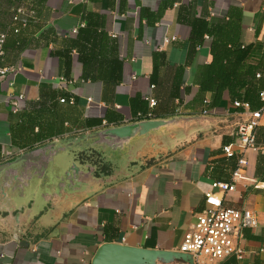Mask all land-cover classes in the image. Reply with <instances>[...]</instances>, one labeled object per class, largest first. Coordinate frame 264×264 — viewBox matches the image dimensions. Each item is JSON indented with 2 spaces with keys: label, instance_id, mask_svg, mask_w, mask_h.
Instances as JSON below:
<instances>
[{
  "label": "crops",
  "instance_id": "obj_1",
  "mask_svg": "<svg viewBox=\"0 0 264 264\" xmlns=\"http://www.w3.org/2000/svg\"><path fill=\"white\" fill-rule=\"evenodd\" d=\"M90 12L104 15V29L116 38V52L124 58L123 80L110 91L100 81L81 78L75 52L71 79L59 76L54 51L71 43L68 39ZM236 13L242 47L253 46V60L264 57V0H0V32L7 36L9 59L4 66L10 67L0 79V162L31 149L12 144L11 127L49 87L64 88L79 100L73 106L79 112L77 123L73 126L67 115L62 133L52 139L135 121L130 105L134 94L156 99L154 118L207 109L209 115L228 119L212 130L176 140L159 160L131 165L66 213L33 211L32 221L26 222L29 228L17 239L0 225V264H91L105 242L177 250L204 205L205 192L216 189L214 182L235 185L224 195V205L248 208L258 218L257 227L243 230L238 264H264V123L255 131L254 146L240 143L232 131L239 111L229 92L225 90L221 104L212 107V93L201 91L196 83L199 69L211 58L210 38L205 35L193 53L189 49L193 18L216 24ZM157 53L164 57L159 58L153 86L150 75ZM178 67L184 68V82L174 97ZM9 94L24 95L19 111L7 105ZM86 119L100 122L84 128Z\"/></svg>",
  "mask_w": 264,
  "mask_h": 264
},
{
  "label": "water",
  "instance_id": "obj_2",
  "mask_svg": "<svg viewBox=\"0 0 264 264\" xmlns=\"http://www.w3.org/2000/svg\"><path fill=\"white\" fill-rule=\"evenodd\" d=\"M228 122L209 114H179L103 126L55 138L0 162V225L17 239L29 228L33 211L66 213L132 165L159 160L172 144L196 131ZM95 152L111 173L83 162ZM27 222V223H26ZM196 264L191 253L105 242L91 264Z\"/></svg>",
  "mask_w": 264,
  "mask_h": 264
},
{
  "label": "trees",
  "instance_id": "obj_3",
  "mask_svg": "<svg viewBox=\"0 0 264 264\" xmlns=\"http://www.w3.org/2000/svg\"><path fill=\"white\" fill-rule=\"evenodd\" d=\"M235 15L237 13L231 15L228 20L216 24L208 23L202 17H195L190 21L189 49L192 53L201 46L205 35L210 38L211 58L208 64L199 69L196 83L201 91L212 93L210 101L212 107L221 104L223 92L227 90L231 102L235 100L248 102L253 108H257L260 106V92L263 86L262 79L257 75L264 74V57L253 60L256 57L253 46L242 47L240 42L241 22L240 18H236ZM84 20V25L78 28L76 35L68 39L71 43L54 51L58 57L59 76L65 81L71 79L70 74L74 58L72 53L75 52L77 61L81 65V78L100 81L105 90L110 91L123 80L124 58H120L116 52V38L107 35L104 29V15L90 12L86 13ZM4 36V60L0 62V66H4L6 60H9L8 58L5 59V53L8 49L6 45L7 36ZM160 57H164V54L157 53L153 58V71L150 75L153 86H156L160 72ZM174 73L171 94L177 97L180 93V86L184 82V68L178 67ZM147 96L151 97V95L142 96L140 94H134L131 97L130 105L136 114L149 111ZM70 98H73V103L69 102ZM60 99L65 101L60 102ZM78 101L64 88L49 87L42 89L41 99L22 111L17 122L12 125V144L24 149L51 140L62 133L61 126H63L67 115H70V121L73 120L71 123L74 126L78 121L79 112L73 106L77 105ZM237 110L242 111L241 108H237ZM151 111L156 116L153 108ZM234 119L237 122L241 117L237 116ZM99 122V120L86 119L82 126L90 128ZM232 131L233 135L236 136L235 129ZM93 155L97 154L95 152L80 154V156H87L88 158ZM94 163L98 166L97 168H102L103 171L109 169L107 165L101 163L98 155ZM224 264H238V260L235 257H229L224 261Z\"/></svg>",
  "mask_w": 264,
  "mask_h": 264
},
{
  "label": "built area",
  "instance_id": "obj_4",
  "mask_svg": "<svg viewBox=\"0 0 264 264\" xmlns=\"http://www.w3.org/2000/svg\"><path fill=\"white\" fill-rule=\"evenodd\" d=\"M4 41L5 36L0 32V58L3 55ZM9 68L0 66V79L6 77ZM257 76L263 82L260 106L253 108L248 102L238 100L232 102L234 108L242 109L239 112L241 119L233 126L238 141L246 147L255 145V131L258 126L264 123V74ZM146 99L149 101V111L138 112L135 120L154 118L151 110L156 105V100L149 96ZM5 101L14 112H17L24 101V95L9 94ZM64 101V99H60V102ZM88 101H91V98ZM69 102L73 103V98H70ZM203 114H210V111L204 109ZM212 187L216 189L205 192L204 205L195 213V221L185 232L177 249L181 252L191 253L196 264H224V261L229 257L238 259L243 253V230L258 226V218L250 209L224 205L223 197L227 192L235 190L234 184L214 182Z\"/></svg>",
  "mask_w": 264,
  "mask_h": 264
},
{
  "label": "flooded vegetation",
  "instance_id": "obj_5",
  "mask_svg": "<svg viewBox=\"0 0 264 264\" xmlns=\"http://www.w3.org/2000/svg\"><path fill=\"white\" fill-rule=\"evenodd\" d=\"M90 156H91V155H90ZM90 156H89V157H90ZM80 159H81V160H88V161H90L91 163L95 164V163H94V160L88 158L87 156H81ZM100 172H105V173L108 174L109 172H110V173L112 172V168L109 167V169H106L105 171H103L102 168H98V169L96 170V173H95V174L98 176Z\"/></svg>",
  "mask_w": 264,
  "mask_h": 264
},
{
  "label": "rangeland",
  "instance_id": "obj_6",
  "mask_svg": "<svg viewBox=\"0 0 264 264\" xmlns=\"http://www.w3.org/2000/svg\"><path fill=\"white\" fill-rule=\"evenodd\" d=\"M80 154L77 156V157H75V158H79V160H80ZM90 159H92V160H97V155H93Z\"/></svg>",
  "mask_w": 264,
  "mask_h": 264
}]
</instances>
